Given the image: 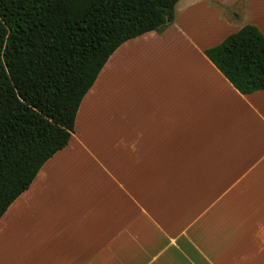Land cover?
I'll use <instances>...</instances> for the list:
<instances>
[{"label":"crops","instance_id":"1","mask_svg":"<svg viewBox=\"0 0 264 264\" xmlns=\"http://www.w3.org/2000/svg\"><path fill=\"white\" fill-rule=\"evenodd\" d=\"M264 0H179L121 44L69 143L0 218V264H264V89L204 53Z\"/></svg>","mask_w":264,"mask_h":264},{"label":"trees","instance_id":"2","mask_svg":"<svg viewBox=\"0 0 264 264\" xmlns=\"http://www.w3.org/2000/svg\"><path fill=\"white\" fill-rule=\"evenodd\" d=\"M179 0H0V218L64 148L113 52L175 20ZM204 53L243 94L264 89V34L245 24Z\"/></svg>","mask_w":264,"mask_h":264},{"label":"rangeland","instance_id":"3","mask_svg":"<svg viewBox=\"0 0 264 264\" xmlns=\"http://www.w3.org/2000/svg\"><path fill=\"white\" fill-rule=\"evenodd\" d=\"M259 18L264 22V13L263 14H259Z\"/></svg>","mask_w":264,"mask_h":264}]
</instances>
